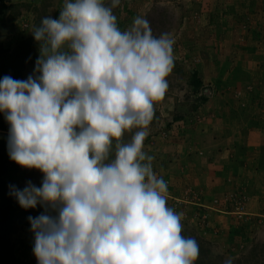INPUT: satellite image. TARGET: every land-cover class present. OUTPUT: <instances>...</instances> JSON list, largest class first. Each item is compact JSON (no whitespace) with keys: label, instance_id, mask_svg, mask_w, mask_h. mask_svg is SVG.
<instances>
[{"label":"clouds","instance_id":"obj_1","mask_svg":"<svg viewBox=\"0 0 264 264\" xmlns=\"http://www.w3.org/2000/svg\"><path fill=\"white\" fill-rule=\"evenodd\" d=\"M120 4L63 0L58 19L45 16L30 32L34 74L0 79L8 155L43 174L40 186H9L23 209H44L28 217L37 264H196L200 255L144 150L175 40L154 35L142 16L122 31Z\"/></svg>","mask_w":264,"mask_h":264},{"label":"crops","instance_id":"obj_2","mask_svg":"<svg viewBox=\"0 0 264 264\" xmlns=\"http://www.w3.org/2000/svg\"><path fill=\"white\" fill-rule=\"evenodd\" d=\"M227 2L232 4V21L248 17L251 23L241 32L242 39H238L239 34L236 41L235 34L228 32L223 36L220 49L215 51L212 46L203 51L205 56L200 57L197 67L204 74L200 86L202 91H213L212 95L199 108L188 112L185 119L174 120L178 94L171 98L167 92L156 104V109L162 107L157 129L153 120L149 133L155 132L153 138L160 139V153L152 151L151 155L155 157L153 168L156 174L170 181L168 206L183 213V224L196 233L217 258L239 262L251 253L255 243L261 239L264 241V229L258 225L260 221L264 223V119H257L262 105L255 101L258 93L246 94L242 98L234 93L237 85L264 78V66L260 65L259 56H264V0ZM54 4L56 16L57 11L62 10L58 7H63V1L55 0ZM138 7L134 4L125 18L123 15L117 17L122 31L132 26L135 17L144 16ZM124 22L129 23L128 28ZM187 34L192 37L190 32ZM178 51V55L189 56L183 46H179ZM207 53L218 54L217 67L232 71V78L215 83V78L205 73L210 65ZM187 61L188 64L191 62L185 58L178 63L186 68ZM178 63L174 61L168 77L170 91L175 89L170 81L176 79L178 67L175 64ZM234 76L238 84L233 82ZM188 78H185L186 87ZM181 91L177 90L179 94ZM166 117L168 119H164ZM166 120H170L171 125L163 130ZM159 128L161 132H158ZM1 130L9 133V130ZM161 134H166L167 138L163 140ZM235 197L242 204L240 213ZM177 200L189 203L181 205Z\"/></svg>","mask_w":264,"mask_h":264},{"label":"rangeland","instance_id":"obj_3","mask_svg":"<svg viewBox=\"0 0 264 264\" xmlns=\"http://www.w3.org/2000/svg\"><path fill=\"white\" fill-rule=\"evenodd\" d=\"M1 1L2 4L0 5V8L4 6H10L11 9L10 15L8 14L9 18L6 19L7 23L6 25L4 24L5 31L0 33V44L4 48H15L16 51L18 48H20L23 50L24 54L16 59V62H14L16 65L13 66L14 68H12V65L9 66L10 68L7 66L2 67L3 63H1L0 79L7 75L11 76L13 79L26 80L29 75L34 74L36 60L39 58V44L35 41L33 35L30 32L34 29V27L40 25L42 18L45 16L52 15L54 19H58L59 16H57V14H59V10L55 16L54 10L56 6L54 2H49V0ZM227 1L230 0H121V4L113 9L116 17H122L123 15V18H125L126 14H128L129 11L134 8V4H138L139 12L144 15L142 17H145L150 22L154 35L158 36L162 32H168L174 38V61L178 63V61H181L185 58H188V60L191 61L189 64L188 61L187 63L184 62L186 68H184L182 64H175L176 67H179L177 68L179 71H176V79L172 78L170 81L173 86L175 85V89L170 91L171 87H169L167 92L169 93L168 96H171V98L174 97L175 93L178 94L175 101L176 105L187 101L186 95L191 92L189 85L192 84L191 82L193 81V72L196 71L198 73V75L195 77L199 83H201L203 80L204 74L199 70V68H197L198 65H200V57L205 56L203 51L206 52L207 48H211L212 46H214L215 51L216 49H220L224 40L223 36L228 35V32L235 34L236 41L239 34L240 36L238 39H242L241 32L245 31L248 28V25H250L248 17L241 21H232V4L231 2ZM105 2L106 4H110V0H105ZM58 8L62 9L61 6ZM41 15H43V17ZM123 24L126 28H128L129 23L127 24L124 22ZM0 31H2L1 28ZM187 32H190L192 37H189ZM228 43L231 45L230 40ZM262 43H264V40ZM179 46H183L186 49V52L189 53V56H186V54L178 55ZM207 56V60H209L210 65H208L205 73L209 76H213V78H215V80H213L215 83L219 80L222 81V79L232 78V71L217 67V63L219 61L218 54L211 55L210 53H207ZM234 56L237 58L238 55L234 53ZM259 56L261 57L260 65L264 66V56ZM188 76V86L186 87L185 78ZM234 79L235 80H233V82L235 81V84H238L239 82L236 80V76H234ZM183 88H187L188 90H184ZM180 89H182V91L179 94L177 90ZM211 92L213 91H203V94L209 98L212 95ZM234 93H236L237 97L239 98L244 97L246 94L255 95L258 93V97L255 101L261 104L262 108L260 109L261 111H259L260 114L257 115V119H264V101H261L259 98L262 97L264 99V96H261L264 95V78L258 79L256 81L251 80L250 82L245 83V85H237L235 87ZM161 105L164 106L166 104L161 103ZM242 106L245 105L242 104ZM161 113L162 107L161 109H155L154 122L156 129ZM164 119H168V117ZM1 125H6L9 130V124L4 118L1 120ZM169 125H171V121L166 120V126H163V130H167ZM158 130V132L162 131L161 128ZM135 131L136 130L134 129L133 132L126 133L124 140L128 141L127 138L131 139V136ZM8 134V132H4L0 129V138H5L8 140ZM155 134L156 133L152 131L145 140L146 143L144 144V150L149 155L152 154V151L159 152L158 146H160V139L158 140L155 137L153 138ZM160 137L163 140L167 138L166 134H161ZM16 171L17 174L15 173V176H9L10 179L14 181L13 183H17L21 187H25L24 185H27L28 181H31L36 186L41 185L43 174L39 170L26 169L22 171L23 173L18 170ZM164 180L166 182L169 181L167 179ZM169 184L170 181L167 183V185ZM177 202L179 204L183 203L179 202L178 200ZM184 203L189 202L187 201ZM28 211L29 216L36 217L40 215L44 209L38 206L36 209H28ZM0 213L6 215L7 209H4L0 206ZM26 219L28 221L26 224L23 226L19 224L17 226V230L13 238V257L9 260L8 264H37V258L33 252L34 234L31 231V224L28 220V217ZM183 221L184 220H182V224L184 223ZM258 225L260 226V229H264V223L262 221L258 222ZM183 227V235L194 237L197 240L199 247L204 249L207 259L209 257H212L211 259H217V254L214 251L211 253L210 248L200 241L196 233L193 234L191 232L192 230H190L189 227L184 224ZM256 244L257 250L258 247L264 249V246H259L264 245L263 239L259 240ZM202 253L203 251L200 250L199 256L203 258L204 256ZM262 259L263 260H259L260 263H264V257H262ZM251 262L252 261H250V263ZM253 262L256 263V261Z\"/></svg>","mask_w":264,"mask_h":264},{"label":"trees","instance_id":"obj_4","mask_svg":"<svg viewBox=\"0 0 264 264\" xmlns=\"http://www.w3.org/2000/svg\"><path fill=\"white\" fill-rule=\"evenodd\" d=\"M49 2H55V0H49ZM10 9V6H4L0 8V28L2 30L0 33L5 31L4 27L7 23L6 19L9 18L8 14L10 15ZM41 16L43 17V15ZM23 54L24 52L20 48H18L16 51L15 48H4L0 44V66L1 63H3L2 67H9L12 65V68H14L13 66L16 65L14 62H16V59ZM192 74H194L192 76L193 81L191 82L192 84L189 85L191 92L186 95L187 101L176 105L174 120L185 119L188 116V112L196 110L204 101L208 99V97H206L201 90V83H199L195 77L198 75V73L195 71ZM3 118L5 119L4 114L0 113V129L7 130L3 128H8L6 125H1V120ZM7 141L8 140L5 138H0V206L4 209H7L6 215L0 213V264H8L9 260L13 257V238L17 230V226L19 224L21 226L26 224L28 222L26 218L29 217V211L23 209L15 197L9 195L10 185H15L21 190L24 188L19 186L17 183H13L14 181H12L9 176H15V173L17 172L16 170L23 173L22 171L26 170L27 168L21 167L15 161L10 159L8 155ZM256 246L257 244L255 243L250 254L243 257V259L239 260V262L233 261V264H247L250 261H256L255 264H260L259 260H263L262 257H264V249L258 247L257 250ZM200 250L203 251L202 254L204 257L202 258L199 256L196 264H224V258L222 259L219 257L217 259H211L212 257H209L207 259L204 249L200 248Z\"/></svg>","mask_w":264,"mask_h":264},{"label":"built area","instance_id":"obj_5","mask_svg":"<svg viewBox=\"0 0 264 264\" xmlns=\"http://www.w3.org/2000/svg\"><path fill=\"white\" fill-rule=\"evenodd\" d=\"M0 3H1V1H0ZM167 183H169V181H167ZM235 199L237 200V202H238V207H237V210L239 211V213H240V210L242 209V204L240 203V201H238L239 199L238 198H236L235 197Z\"/></svg>","mask_w":264,"mask_h":264},{"label":"water","instance_id":"obj_6","mask_svg":"<svg viewBox=\"0 0 264 264\" xmlns=\"http://www.w3.org/2000/svg\"><path fill=\"white\" fill-rule=\"evenodd\" d=\"M206 92V91H205Z\"/></svg>","mask_w":264,"mask_h":264}]
</instances>
